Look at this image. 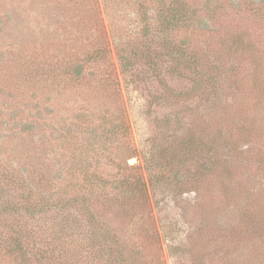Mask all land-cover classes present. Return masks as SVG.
<instances>
[{
	"label": "rangeland",
	"instance_id": "374dc122",
	"mask_svg": "<svg viewBox=\"0 0 264 264\" xmlns=\"http://www.w3.org/2000/svg\"><path fill=\"white\" fill-rule=\"evenodd\" d=\"M0 264H264V0H0Z\"/></svg>",
	"mask_w": 264,
	"mask_h": 264
},
{
	"label": "trees",
	"instance_id": "16d2710c",
	"mask_svg": "<svg viewBox=\"0 0 264 264\" xmlns=\"http://www.w3.org/2000/svg\"><path fill=\"white\" fill-rule=\"evenodd\" d=\"M185 12L183 10L182 6H178V7H169L168 11L165 12L162 11V13H159L157 15V22L160 26H166L167 25H172L175 26L176 22L178 20H180L181 18H184ZM183 44H176L173 45L172 47H170L168 55L173 58L174 60L178 61L179 59H181L182 57H184L185 54V49L183 48ZM149 56L154 58L155 56H151V54L149 53Z\"/></svg>",
	"mask_w": 264,
	"mask_h": 264
}]
</instances>
